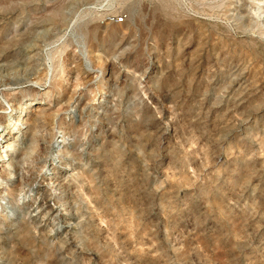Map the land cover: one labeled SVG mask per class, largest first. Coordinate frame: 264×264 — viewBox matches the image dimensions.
I'll use <instances>...</instances> for the list:
<instances>
[{"label":"rangeland","instance_id":"374dc122","mask_svg":"<svg viewBox=\"0 0 264 264\" xmlns=\"http://www.w3.org/2000/svg\"><path fill=\"white\" fill-rule=\"evenodd\" d=\"M261 15L0 0V264H264Z\"/></svg>","mask_w":264,"mask_h":264},{"label":"bare ground","instance_id":"6f19581e","mask_svg":"<svg viewBox=\"0 0 264 264\" xmlns=\"http://www.w3.org/2000/svg\"><path fill=\"white\" fill-rule=\"evenodd\" d=\"M255 1H256L257 5H258V9L262 12V15L260 16V18H261V20H264V0H255ZM121 21H123V20H121ZM19 119L15 121V124L13 125V127H16L17 129L20 130L21 129V124L23 123V121L21 119L20 120ZM6 136H7V133H6V135L4 137L6 138ZM14 145L15 144H13L12 139H11L9 141H6L0 147V150H3V151H0V187L2 185H4V184L6 185L8 182H14L15 183V181L12 180L11 177L8 176V173H7L9 167L13 165V163L11 161L12 154H10V153H12V150H15L14 149ZM11 173L13 174V171ZM33 182L30 181V182L26 183V187L28 189H32L34 187ZM14 210H15L14 208L11 209V211H14Z\"/></svg>","mask_w":264,"mask_h":264},{"label":"built area","instance_id":"2783aa9c","mask_svg":"<svg viewBox=\"0 0 264 264\" xmlns=\"http://www.w3.org/2000/svg\"><path fill=\"white\" fill-rule=\"evenodd\" d=\"M120 20H124V17L121 16L120 18H118V22H120Z\"/></svg>","mask_w":264,"mask_h":264}]
</instances>
